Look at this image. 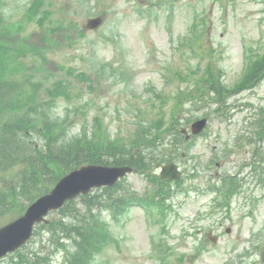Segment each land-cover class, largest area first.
<instances>
[{
  "label": "rangeland",
  "instance_id": "374dc122",
  "mask_svg": "<svg viewBox=\"0 0 264 264\" xmlns=\"http://www.w3.org/2000/svg\"><path fill=\"white\" fill-rule=\"evenodd\" d=\"M33 1L0 0L3 59L9 79L22 86L0 107V120L19 107L14 104L51 102L50 112L72 116L67 124L74 131L95 123L112 140L134 139L136 125L157 121L165 142L162 126L171 117L181 120L178 128L209 119L203 136L176 154H186L175 160L184 175L164 186L161 220L156 198L149 210L134 206L121 217L96 212L114 239L91 264H264V169L251 168L264 145L258 127L264 78L257 87L254 80L244 84L264 57V0H36L40 9ZM93 17L103 23L88 29ZM61 83L60 94L51 98ZM86 98L91 103L81 108ZM161 148L175 152L169 143ZM158 176L157 169L149 176L134 173L124 183L146 196L157 190ZM62 217L58 212L48 218ZM211 231L220 236L217 243ZM60 243L38 228L0 264H71L62 250L69 241Z\"/></svg>",
  "mask_w": 264,
  "mask_h": 264
},
{
  "label": "trees",
  "instance_id": "16d2710c",
  "mask_svg": "<svg viewBox=\"0 0 264 264\" xmlns=\"http://www.w3.org/2000/svg\"><path fill=\"white\" fill-rule=\"evenodd\" d=\"M36 3L32 7L40 9ZM48 13L44 12V19ZM4 53L6 49L0 42V107L22 88L21 84L9 79ZM263 78L264 57L252 66L244 84L254 80L253 87ZM64 84L56 87L51 98L60 94ZM89 99L81 102L80 107L90 105ZM12 107L18 108L0 120V219L22 214L29 204L48 193L64 175L81 166L128 165L149 176L155 171L157 163L169 160L170 154H157V139L160 138L157 130H161V127L157 128V121L136 125L138 130L130 132L134 139L118 136L112 140L107 137L105 129L95 123L92 128L81 127L74 131L71 123L67 124L72 116L67 114L69 118L62 117L59 113L50 112L55 109L51 102L27 108L18 103ZM152 107H155V103ZM51 114H58L59 118L54 119ZM180 123L171 117L169 124L164 123L162 128L177 129ZM67 127H71L72 133ZM258 127L264 129V117L259 119ZM155 182L157 184V177ZM136 199L134 193L121 181L114 187L102 188L68 202L60 211L63 213L61 220L39 227L51 234V240L56 238L59 243L69 241L62 249L71 264H91L96 261L98 252L112 240L107 232V223L99 219L96 212L108 211L121 217ZM23 261L31 264V260Z\"/></svg>",
  "mask_w": 264,
  "mask_h": 264
},
{
  "label": "water",
  "instance_id": "95a60500",
  "mask_svg": "<svg viewBox=\"0 0 264 264\" xmlns=\"http://www.w3.org/2000/svg\"><path fill=\"white\" fill-rule=\"evenodd\" d=\"M102 18L89 20V28H97ZM207 126V119L192 125L195 134L201 133ZM131 167H104L97 165L84 166L66 175L47 195L31 204L26 213L15 221L0 228V258L21 248L32 237L37 223L45 221L52 210L62 207L66 201L80 194H87L94 187L113 186L128 173ZM162 177L176 180L181 177L178 166L170 163L162 167Z\"/></svg>",
  "mask_w": 264,
  "mask_h": 264
}]
</instances>
